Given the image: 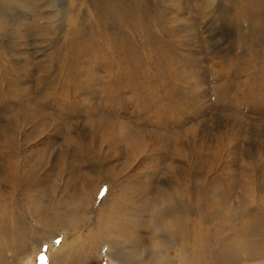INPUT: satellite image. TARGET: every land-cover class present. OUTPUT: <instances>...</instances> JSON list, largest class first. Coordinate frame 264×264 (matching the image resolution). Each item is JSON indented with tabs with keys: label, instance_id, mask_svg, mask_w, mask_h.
I'll return each mask as SVG.
<instances>
[{
	"label": "rangeland",
	"instance_id": "rangeland-1",
	"mask_svg": "<svg viewBox=\"0 0 264 264\" xmlns=\"http://www.w3.org/2000/svg\"><path fill=\"white\" fill-rule=\"evenodd\" d=\"M48 261L264 264V0H0V264Z\"/></svg>",
	"mask_w": 264,
	"mask_h": 264
},
{
	"label": "bare ground",
	"instance_id": "bare-ground-1",
	"mask_svg": "<svg viewBox=\"0 0 264 264\" xmlns=\"http://www.w3.org/2000/svg\"><path fill=\"white\" fill-rule=\"evenodd\" d=\"M238 240V239H237ZM106 244V243H105ZM236 247V246H235ZM54 261V260H53ZM56 262V261H55ZM49 263V261L47 262V264Z\"/></svg>",
	"mask_w": 264,
	"mask_h": 264
}]
</instances>
